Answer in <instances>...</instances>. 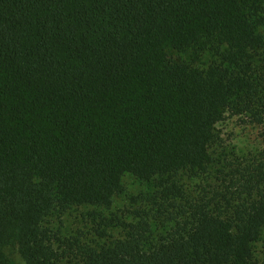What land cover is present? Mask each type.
Returning a JSON list of instances; mask_svg holds the SVG:
<instances>
[{
    "label": "trees",
    "instance_id": "1",
    "mask_svg": "<svg viewBox=\"0 0 264 264\" xmlns=\"http://www.w3.org/2000/svg\"><path fill=\"white\" fill-rule=\"evenodd\" d=\"M252 1L0 0V264L11 242L27 264H261L264 153L229 166L223 191L149 249L145 222L101 249L44 225L58 209L111 206L125 175L206 173L226 112L264 126ZM213 48L204 70L168 55Z\"/></svg>",
    "mask_w": 264,
    "mask_h": 264
},
{
    "label": "rangeland",
    "instance_id": "2",
    "mask_svg": "<svg viewBox=\"0 0 264 264\" xmlns=\"http://www.w3.org/2000/svg\"><path fill=\"white\" fill-rule=\"evenodd\" d=\"M251 6H254L249 11L254 15L253 19L264 20V13H260L264 0H253ZM260 26L264 35V21ZM215 51L216 48H213L200 53L197 59L194 58L192 50L184 53L169 50L168 55L173 60L204 70L218 61ZM263 60L264 51H261L256 55L255 61L262 65ZM215 134L216 140L210 150L214 164L206 173L187 171L175 176L157 177L151 182H142L131 175H125L122 180L124 192L114 197L111 206L58 209L45 220V227L64 243L79 240L101 249L124 239L128 225L145 222L150 226L146 249L151 248L153 244H157L160 237L173 230L177 222L187 219L184 211H187L193 202L212 198L215 193L223 191V173L230 172L229 166L249 162L264 153V126L246 116H237L232 111L226 112ZM161 184H176L182 193L181 197L166 198ZM98 232L105 233L106 237H101ZM60 246L58 244L56 247ZM254 251L256 261L264 264V228ZM4 252L10 264H27L17 242L6 245Z\"/></svg>",
    "mask_w": 264,
    "mask_h": 264
}]
</instances>
